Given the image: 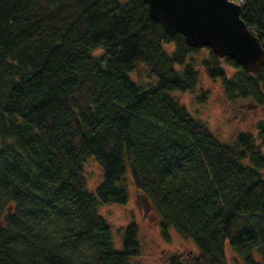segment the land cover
<instances>
[{
  "label": "trees",
  "instance_id": "trees-1",
  "mask_svg": "<svg viewBox=\"0 0 264 264\" xmlns=\"http://www.w3.org/2000/svg\"><path fill=\"white\" fill-rule=\"evenodd\" d=\"M234 1L264 47V0ZM198 50L145 0H0V264H134L137 222L116 247L99 210L127 204L128 167L162 236L173 228L198 249L168 264H228L227 250L264 264V124L225 143L168 93L195 87ZM139 64L155 84L132 80ZM201 65L230 100L264 102V65L211 50ZM89 158L102 171L94 190Z\"/></svg>",
  "mask_w": 264,
  "mask_h": 264
},
{
  "label": "rangeland",
  "instance_id": "rangeland-1",
  "mask_svg": "<svg viewBox=\"0 0 264 264\" xmlns=\"http://www.w3.org/2000/svg\"><path fill=\"white\" fill-rule=\"evenodd\" d=\"M164 48L171 54L175 45L166 44ZM199 49L189 55V58L194 59L198 71L195 87L191 91L173 90L168 93L185 104L196 118L205 120L217 137L225 143L236 141L241 132L257 136V125L264 124V102L258 103L252 97H237L230 100L225 94L221 80L209 77L201 65V61L210 53L209 48ZM101 52V49L95 51L96 54ZM174 67L178 71L182 70L180 65L175 64ZM226 69L229 75L234 72L232 67L226 66ZM130 76L138 83L156 82L154 76H148L143 64H139ZM261 150L264 152V146H261ZM84 171L88 188L94 190L102 179L101 168L94 158H89L84 164ZM125 183L129 192L127 204H107L99 207L112 227L115 246H121L124 227L129 222L136 221L142 247L140 255L132 259L134 264H168L173 254L187 258L196 256L198 249L195 244L181 236L175 229L170 228L168 240L162 236L160 218L149 198L133 184L129 167L125 174ZM256 258L259 259V255H256ZM227 259L228 264H245L229 250Z\"/></svg>",
  "mask_w": 264,
  "mask_h": 264
},
{
  "label": "water",
  "instance_id": "water-1",
  "mask_svg": "<svg viewBox=\"0 0 264 264\" xmlns=\"http://www.w3.org/2000/svg\"><path fill=\"white\" fill-rule=\"evenodd\" d=\"M148 13L167 34L180 33L188 46L208 47L257 73L264 65V47L241 17L234 0H145Z\"/></svg>",
  "mask_w": 264,
  "mask_h": 264
}]
</instances>
